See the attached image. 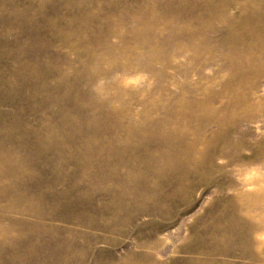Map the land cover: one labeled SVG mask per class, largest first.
Here are the masks:
<instances>
[{
	"label": "rangeland",
	"instance_id": "obj_1",
	"mask_svg": "<svg viewBox=\"0 0 264 264\" xmlns=\"http://www.w3.org/2000/svg\"><path fill=\"white\" fill-rule=\"evenodd\" d=\"M0 264H264V0H0Z\"/></svg>",
	"mask_w": 264,
	"mask_h": 264
}]
</instances>
